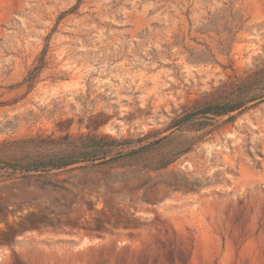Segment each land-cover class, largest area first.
Returning a JSON list of instances; mask_svg holds the SVG:
<instances>
[{"label": "rangeland", "instance_id": "374dc122", "mask_svg": "<svg viewBox=\"0 0 264 264\" xmlns=\"http://www.w3.org/2000/svg\"><path fill=\"white\" fill-rule=\"evenodd\" d=\"M0 264H264V0H0Z\"/></svg>", "mask_w": 264, "mask_h": 264}, {"label": "trees", "instance_id": "16d2710c", "mask_svg": "<svg viewBox=\"0 0 264 264\" xmlns=\"http://www.w3.org/2000/svg\"><path fill=\"white\" fill-rule=\"evenodd\" d=\"M243 108V105H229V104H211L204 106L199 110L200 114L202 115H207V114H212L216 116H221V115H231L235 112H240ZM190 120L188 117L185 118L184 122H187ZM180 125V124H179ZM85 139H89V142H97L98 139H108L111 141V144L108 145H103L102 147L106 148L108 152H112L114 149H119L122 146V142L119 139L113 138L111 136L107 135H87L85 136ZM148 150V149H147ZM78 159H70V158H61V159H55L51 163V167L53 168H60L64 167L67 165L74 164ZM93 159H89L88 157H80V161H90ZM55 162V163H54Z\"/></svg>", "mask_w": 264, "mask_h": 264}]
</instances>
